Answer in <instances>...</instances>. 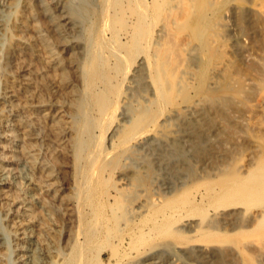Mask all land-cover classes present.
<instances>
[{"label":"bare ground","instance_id":"obj_1","mask_svg":"<svg viewBox=\"0 0 264 264\" xmlns=\"http://www.w3.org/2000/svg\"><path fill=\"white\" fill-rule=\"evenodd\" d=\"M34 16L13 60L4 45L3 90L16 93L8 74L22 66L27 184L41 216L43 191L62 202L52 264H104L124 245L117 264L166 248L195 264H264V0H51ZM3 19L14 36L16 18ZM204 114L193 139L177 136ZM213 127L220 155L205 150ZM38 241L25 264H45Z\"/></svg>","mask_w":264,"mask_h":264},{"label":"rangeland","instance_id":"obj_2","mask_svg":"<svg viewBox=\"0 0 264 264\" xmlns=\"http://www.w3.org/2000/svg\"><path fill=\"white\" fill-rule=\"evenodd\" d=\"M44 2H51V0H47V1L46 0H43V1L42 0H29V1L28 0H12V1L11 0H8V1L7 0H0V4H1L0 5V14H1L0 19L4 18L3 21L5 20V21H8L9 23L11 21L14 22L16 20L15 24L18 25L16 28L12 27L15 29V30L13 29V33L15 34L14 36L10 35V33H9L10 31H8L9 30L8 28H6V27L4 28L2 26L0 27V37H1L0 40L2 39L0 41V49H1L0 50V71H1L0 75H2V76H0V88H2V89H0V92H1L0 93V113H1L0 114V264H25L26 250L29 249L27 247L32 246L30 241L33 239H36V238H38V240H39L38 244H40V246L37 249V253H36L37 256L39 254L38 257L39 258L42 257L44 259V260H42L43 263L52 264V262L55 259L54 255L56 254L58 247H59V244H60L59 243L60 242L59 237H58L60 232L57 229L59 222L57 220V216L55 217V215H59V213H61V209H62L61 203L62 202H60L58 199H56L50 192L46 193L45 191H43L42 195L45 198L47 209H48V210L47 209L46 210L48 212L46 215L41 216V213L39 212L41 210L39 208L40 199L37 197V194L35 193V191L32 188H30L32 186L27 184L28 183L27 179L29 178V175L32 176L31 165L29 164L28 159L26 157L27 156V153H26L27 143L25 140L26 138L23 136V134L21 132L22 130H20L19 126L17 125L18 123H16L17 119H19L20 122H23V120L25 118L24 117L25 116V109H24L25 108L24 107L25 106V104H24V98H25L24 96L25 95L23 94L24 93V90L22 89L23 86H21V85H23V83H22L23 82V75H22L23 73L20 70V69H22V66H20L21 67L20 68V67H16L15 65H11L12 67L10 66V69H11L10 73H12V74H10V73L8 74V76H10V78H9L10 80H12L11 78L14 75V72H15V74L17 73L18 78H20V79H17V80H19L18 82H17V80L15 82L16 87H18L15 91L16 97L15 98L12 97L15 94L12 93L11 89L3 90L4 89V84H3L4 83L3 82L4 75H6V73H7V72H5V71H7V68H6L7 64L4 61L5 59H4L3 50L4 51L6 50L7 46H9V44H10L9 42L11 41V43L12 42H14V43H12L11 47H10V53H9L11 55L10 60H13L12 58H14V56L20 52L19 49H22V46H23L22 42H23V38H24L21 35L27 36L28 33H32L30 30V27H31V23H34V18H35L34 14L41 12V7H42ZM27 5H33V11ZM17 10H19V11L17 12ZM28 10H30V11H28ZM7 15H9L10 17ZM16 15H17V17H16ZM13 16H15V18H16V19L14 18L15 20L12 18ZM9 18H10V20H9ZM11 25H12V23L9 24V26H11ZM27 29H28V32H27ZM11 31H12V29H11ZM7 36H9V38H7ZM20 37H22V38H20ZM7 39H8V41H7ZM33 39H31V40H33ZM33 41H35V40H33ZM4 45H7V46H4ZM16 45L18 47L19 46L20 47L17 48ZM15 48H17V50ZM253 56H256V53H254ZM2 66L3 67L6 66V67L3 68ZM17 66H19V65H17ZM247 73L249 75V78L252 79L253 72H251V73L247 72ZM16 100H17V103H15ZM21 100H23V101H21ZM258 101H259L258 96L253 99V102H258ZM206 111H207V108H206ZM22 113L24 114V116L22 115ZM207 113H208V111H207ZM246 115L250 118L249 123L250 124L254 123V120H255L253 118L254 116H251L248 113ZM201 116L198 117V116L194 115V116H192V119H191V117H189V120H187V122L185 123V125H187L188 128L186 126H183L184 128L181 126L179 127V123H178L176 126L177 128H175L176 130L178 129L177 136L179 135V136H184V138H186V139H193V135L195 134V129L197 128V125H195L194 122L198 121L200 118L204 119L207 115L204 114ZM213 126L217 127L216 124H214ZM14 127H15V129H13ZM215 127H213L212 129H209L208 131L205 130V133L206 134L209 133V135H210V141H211L210 143L211 144L208 143L207 141H205L204 145H205V147H207V148H205V150H209L208 148H210L211 152L213 151L212 153L214 155H220L224 152L223 148L226 147V144H224V142H222L220 140L221 137L219 134L216 135L218 130ZM18 128L20 131L18 130ZM212 130H214V132ZM212 132L214 134H212ZM190 133H191V135H190ZM214 135H216V136H214ZM238 136L242 137V134H238ZM241 139L242 138H240V139L238 138V140H241ZM52 141H53V143H51V142L49 143L46 141V145H48V148H53L55 146L54 138H52ZM247 141H248V139H247ZM207 144L209 147L206 146ZM251 144L254 145V143H252V142L249 144L250 146L247 145L248 149L245 150L243 152V154L241 155V158L243 159V161L248 159V157L250 155L249 148L252 147ZM214 148H216V149H214ZM217 148H219V152H218ZM236 151L241 153L242 149H240L238 147V148H236ZM175 159L176 158H174V160ZM200 160H201L202 164L203 163H205V164L209 163V160L208 159L205 160V158L202 157V155L200 156ZM172 165H174V164H172ZM60 177H61V175H60ZM60 179L62 180L63 183L65 182V185L67 184L68 181H66L67 180L66 176L64 178H58L55 181L52 180L53 181L52 185H53L54 189L58 188L57 186L60 184V181H61ZM52 181L49 180V182H52ZM34 183L37 184V181L35 180ZM67 193H68V190H65V192L63 194L66 195ZM50 195H52V196H50ZM30 205L33 207H31ZM29 206H30V208H33V211L30 212V210H28ZM50 212H52L53 215ZM12 216L15 219L12 218ZM44 218L47 220L48 226L43 224V226L44 227L46 226V227L43 228V230H42V228L38 227L39 226L38 224H39V222L44 223ZM15 220L18 222L17 224L20 227V228L18 227L19 231H20L19 233H21L24 230V234H22V233L21 234L18 233L19 235L14 234L15 228H14V224H12V221H15ZM46 228H47V232H44V229H46ZM45 233H46V235H45ZM21 245H22V247H21ZM51 245L54 247L52 248ZM134 246H136V244ZM120 247H118V250L115 253L110 251V249L108 251H106L103 254V260H101L102 263H104V264H117L119 260H120V262H125V260H121V257L124 254H129L131 251L130 250L131 248H130V246L128 248V245H124L125 248L123 246H120ZM92 248H94V246H92ZM91 253H93V251H91ZM40 255H41V257H40ZM41 259H40V261H41ZM198 261H201L205 264H214L216 261V258H214V257L210 258L209 257V259L207 258L205 260H198ZM191 263L195 264V261L190 260V259L187 260L185 258L176 257V256H174V252H173L172 248H166V249L162 250L161 255L156 257V259L148 260L147 262H145L143 264H191Z\"/></svg>","mask_w":264,"mask_h":264}]
</instances>
